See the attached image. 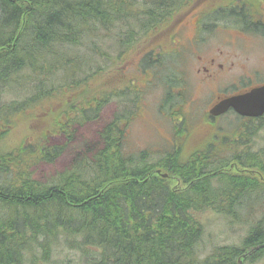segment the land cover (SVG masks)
I'll return each mask as SVG.
<instances>
[{"label": "trees", "instance_id": "obj_1", "mask_svg": "<svg viewBox=\"0 0 264 264\" xmlns=\"http://www.w3.org/2000/svg\"><path fill=\"white\" fill-rule=\"evenodd\" d=\"M135 1L0 0V264H52L50 245L59 236L79 250L83 264H245L264 258V203L257 195L264 194V183L257 176H248L244 183L218 172L229 166L228 156L219 159L210 147L202 151L211 156L201 159L181 157L174 147L176 154L168 158L146 149L130 151L125 145L127 126L119 120L121 107L98 131L97 140L76 135L82 121L97 117L100 107L116 95L112 88L88 86L87 81L106 72L97 69L87 79L77 76L86 63L71 53L72 46L96 37L98 28L119 22L129 29L128 40L122 41L125 53L137 35L131 25L149 32L181 6V0H147L146 10L140 11ZM159 59L152 84L162 79L166 91L161 103L166 105L173 98L171 88L180 86L179 73L175 63L160 72L166 59ZM148 65L149 55H144L128 86L140 84ZM60 75L63 82L57 85ZM64 94L49 106L48 131L52 128L50 134L64 137L68 145L49 144L44 131L35 143L23 141L26 145L4 149L2 143L16 122H31L37 113L31 114L45 102ZM80 112L88 118L76 121ZM196 128L192 122L188 132ZM64 147L70 150L67 168L47 182L35 179L32 166L53 163ZM196 161L199 168L193 169ZM256 161L252 166L264 178V156ZM217 174L232 177L234 192L216 183ZM246 194L256 195L252 203L246 204ZM258 203L262 217L248 227L240 245L220 246L198 258L202 224L196 213L213 208L232 215L236 207Z\"/></svg>", "mask_w": 264, "mask_h": 264}, {"label": "rangeland", "instance_id": "obj_2", "mask_svg": "<svg viewBox=\"0 0 264 264\" xmlns=\"http://www.w3.org/2000/svg\"><path fill=\"white\" fill-rule=\"evenodd\" d=\"M144 1L147 0H136L134 3L135 9H140V11L146 10L147 5L144 4ZM236 3V0H181L179 11H176V14L174 13L172 17H168L165 21H163L162 23L165 24L160 28H162L161 30L173 32L177 29V22H180L181 20L185 19V17L189 16L184 20L188 21L187 25L184 26L185 30L177 31L179 32L181 37V39H178L182 41V43L186 44V37L189 38V32L191 30H194V26H190L189 23H193L197 16H199L200 18H206V16L210 13L212 14L210 18H206V20L204 21L206 24L211 26V24L217 23L220 25L219 27H223L222 25H227V29L230 30L231 34L229 38L233 36L238 37L240 36L242 24L238 21V18L236 16V19L233 22V16H230L229 14L232 12L231 8L233 6L237 7ZM218 6L227 7V11L225 12L228 13L223 12L225 13V17L221 20L220 17L217 16L218 18H216L215 14H213L216 12H214V8H217ZM184 10H187V12L183 13V17L181 19L180 17H177L180 12ZM225 21L227 23H225ZM171 22L172 25L169 26V23ZM232 23L234 25H232ZM131 28H136L134 29V31L137 32V35L133 40V43L131 44L132 47L129 48L127 52L125 51V53L122 54L121 50L125 46L122 41L128 40L129 29L128 27L121 28L119 22H114L113 25H110L108 27L98 28L96 37L85 40L79 46H72L73 50H71V53H74L75 51V54L79 57H82L83 62L86 63L84 64L85 67L81 68V71L77 74L80 79H87L92 75L95 76L94 72L97 69H99V71H102V73L106 72L104 76H102V74H97L91 81H87L89 82L88 86H91L92 89H96L97 87L109 88L117 86V83L114 80L115 74H134V72L138 69L135 68V63L138 62L137 56L141 55V53L146 49H149L150 46L159 51L160 46L157 45L158 42H160L159 44L162 46L167 45V42H161L162 34H157L155 36H152L150 34L151 36L148 38V31H144V29L140 25H131ZM137 28L145 32L146 35L138 32ZM225 39L226 35L224 37L223 34H220L212 38V41L218 44L219 41L223 42ZM234 39L235 46L241 53L242 42L240 38ZM261 45L264 46V42ZM168 47V45L167 47H165V51L169 50ZM257 48H260V46L257 45ZM175 54H178V52H176ZM163 59H165V57H163ZM79 67L82 66L80 65ZM62 82L63 77L60 75V79L57 80V85H60ZM141 83L142 82H140V84ZM145 89L147 90L140 93V97L142 99V109H140L139 111V116L137 114L130 120L125 145L130 151H141L146 149L151 150L153 153H155L156 150L167 146V140L165 138L174 133V125L170 121L167 114L168 112H170L169 109L172 106L173 108L171 109L173 110L174 114L179 112L178 105L176 106L177 103H175L176 101H179V93L174 90L173 93H171L173 95L172 100L167 105H162L163 102L161 103V101L164 92L166 91H164L162 79L159 80L158 85H153L152 88L146 87ZM186 93L188 96L195 99L192 101L186 98V108L183 109L184 112H187L184 119H182L186 134L189 130H191V124L192 122H194L195 124H197V128L194 131L188 132V134H193L197 137L208 135L213 128L210 127L209 124H202L203 116L205 117L206 115V108L204 105H202L203 99L205 97L204 91L197 87L188 85L185 95ZM63 96L65 97V94L61 96H55L53 100L45 102L40 108H38L33 114H31L34 115L37 113V115L30 117L31 122L28 123V121L25 122L23 120H19L18 122H16V124L10 128L9 133L6 135L5 140L2 143L4 144V149H16L20 147V145H26L25 143H23V141H25L26 143H35L37 137L40 136L44 131H46L49 135L52 132V128L51 132L48 131L50 126H52V119H49L47 117L49 114V106L51 104L60 102L64 98ZM180 104V107H182L181 102ZM114 111L115 104L112 101L103 108L97 119L82 121L83 118L86 119L88 117L86 113L80 112V116L78 118L79 120H76L82 121L81 126L77 127L76 129V135L78 136V138L80 140L81 138H84V140H97L98 131L110 121ZM129 113L130 111L128 110L126 112V115ZM45 117H47L46 120L42 119ZM69 120L71 122H74L73 119ZM217 125L224 131H228L235 126L232 122L230 123L229 118L226 117L217 118L215 126ZM175 127L177 134L178 132H181V134L183 135L182 128H179L177 125H175ZM259 138H264V136L262 137V134H259ZM259 138L256 140V146L259 148H264V139H262L261 142ZM195 139L200 140V138ZM47 141L49 144L56 143L58 145H68L67 143H63L64 138L61 136L50 135ZM192 148L193 147H191V145H187V147L183 148V151L189 152L192 150ZM69 151L70 150L68 149V147H66L65 150L63 149V153L53 163L39 162L33 165L31 168L33 177L38 181L47 182L51 178V176L58 174L60 171L63 172V170L67 168V164L69 163ZM216 151L222 152L218 148L216 149ZM70 168L71 167H69V169ZM219 175L217 174L216 183L219 184L221 188L224 187L225 190L229 191L230 183H233L232 177H226L222 175H220V177ZM227 178L231 181L224 182L223 179L227 180ZM236 178L240 179L241 182H248V180L244 177L237 176ZM257 195H259L260 202L264 203V194L257 193ZM245 197L247 200V204V202L252 203V198L256 197V195L246 194ZM219 200L217 199L215 200V202H219ZM261 207L262 206L259 207V203L254 204L253 206L250 205L249 208L248 206H239L235 208V211L232 212V215L226 214L225 212H218L213 208H206L199 213H196L195 216L202 224L201 237L196 246L198 258L202 259L220 246L240 245L246 235L248 227L262 217L263 208ZM8 214L10 213L8 212ZM58 239L59 241L57 243L53 242L50 245L51 263L83 264L79 250L69 248V246L64 243L61 236H59ZM245 264H264V258Z\"/></svg>", "mask_w": 264, "mask_h": 264}, {"label": "flooded vegetation", "instance_id": "obj_3", "mask_svg": "<svg viewBox=\"0 0 264 264\" xmlns=\"http://www.w3.org/2000/svg\"><path fill=\"white\" fill-rule=\"evenodd\" d=\"M236 2L237 7L233 6L231 8L232 12L229 14L233 16V22L237 17L238 21L242 24L240 36L238 37L233 36L229 38L231 34L230 30L227 29V25L219 27L220 25L217 23L211 24V26L206 24L204 21L206 18H210L212 15L210 13L206 18L197 16L193 23H189L190 26H194V30L189 32V38L186 37V44L178 39H181V37L177 31L185 30L184 26L187 25L188 21L184 20L189 16L177 22V29L173 32L161 30L162 28L160 27L165 23H159V26L149 31L147 36L149 38L151 35L162 34L161 42H167L169 50L165 51L167 45L162 46L158 42L157 45L160 46L159 51L150 46L149 49H146L141 55L137 56V61L144 55H149L150 58V65L147 66L146 72L141 79L142 83L133 87L128 86L132 82L134 83L136 74L118 73L114 78L117 86L112 88L115 91L116 99L109 102L113 101L115 110L118 109V106H121L122 114L120 116L122 118L120 117L119 120L121 119L120 123L122 125L127 126L126 134H128L130 120L137 114L139 116V111L142 109V99L140 94L137 96L136 93L146 91V87L152 88L155 85L152 84L153 76L156 75L154 73L155 64L157 61H160L159 58L165 57L166 61L164 62L166 66L164 69L161 68L160 72L167 70L172 63H175L177 72L179 73L178 83L180 84L179 87L171 88V93L174 90L179 93V101L175 102L177 103L176 106L178 105L179 112L174 114L171 109L173 108L172 106L167 115L174 125L173 132L177 133L175 127L177 125L179 128H182L183 135L180 134L176 137L170 135L166 137V149H159L157 151L158 155L161 156L160 158H168L175 155L176 152L171 150L172 147L179 151L181 157L197 159L211 156L210 152H204L202 151L203 149L210 147L216 151L218 148L222 152L216 151V153L214 151L212 153L214 156H217L219 159L228 156L230 159L229 166L217 169L218 172H225L244 178L257 176V179L264 183V178L258 176L252 166L254 164L258 165L259 162L256 159L264 156V148L256 146L259 134H262V137L264 136V111L258 115H239L230 108L220 116H210L207 113L210 107L224 97L249 93L254 88L264 86V46L261 45L264 42V0H236ZM214 9V12H216L213 14H215L216 18L220 17V20L225 17V13H228L225 12L227 11V7L218 6ZM187 10L180 12L177 17L181 19L183 13L187 12ZM225 23L227 22L225 21ZM170 25H172V22L169 23ZM232 25L234 24L232 23ZM220 34H223L224 37L226 35V39L223 42L219 41L218 44L214 43L212 38ZM234 38H240L242 42L241 53L235 46ZM257 45L260 48H257ZM176 52L178 54H175ZM188 85L197 87L205 93L202 105L206 108V115L205 117L203 116L202 124H209L213 128L208 135L197 137L185 132L182 119H184L187 113L183 110L186 108V98L192 101L195 100L188 96L187 93L185 95ZM102 90L105 89L100 88V91ZM102 94L104 95V93ZM260 101L263 103L264 95H262ZM180 102L182 103V107H180ZM128 110L130 113L126 115ZM225 115H228L229 122L235 125L227 132H224L218 125L215 126L217 118ZM222 132L225 134H220ZM195 138H200V140H196ZM259 139L262 142L264 138ZM187 145H191L193 148L189 152H184L183 148L187 147ZM199 161L194 162L193 169L199 168ZM170 178L176 181L177 185L182 184L178 176L172 175Z\"/></svg>", "mask_w": 264, "mask_h": 264}, {"label": "water", "instance_id": "obj_4", "mask_svg": "<svg viewBox=\"0 0 264 264\" xmlns=\"http://www.w3.org/2000/svg\"><path fill=\"white\" fill-rule=\"evenodd\" d=\"M262 95H264V87L253 90L249 98L247 95L227 97L219 101L209 112L218 115L232 107L241 115H258L264 111V101L263 103L260 101Z\"/></svg>", "mask_w": 264, "mask_h": 264}, {"label": "bare ground", "instance_id": "obj_5", "mask_svg": "<svg viewBox=\"0 0 264 264\" xmlns=\"http://www.w3.org/2000/svg\"><path fill=\"white\" fill-rule=\"evenodd\" d=\"M36 39V38H35ZM37 42V41H36ZM77 127V126H76ZM76 131V130H75ZM227 180H228V178H227ZM264 217V216H263ZM177 225V224H176ZM40 227V226H39Z\"/></svg>", "mask_w": 264, "mask_h": 264}]
</instances>
